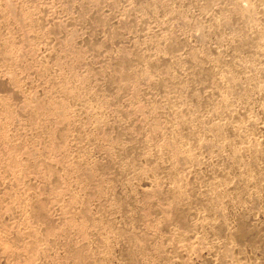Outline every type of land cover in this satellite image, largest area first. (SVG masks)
Listing matches in <instances>:
<instances>
[{"label":"rangeland","instance_id":"374dc122","mask_svg":"<svg viewBox=\"0 0 264 264\" xmlns=\"http://www.w3.org/2000/svg\"><path fill=\"white\" fill-rule=\"evenodd\" d=\"M51 97L66 102V119L36 111ZM178 114L187 122L178 140L200 163L178 166L195 193L183 221L165 220L169 198L140 192L152 179L167 185L153 156L176 139ZM221 122V140L264 150V0H0V131L9 133L0 141V264H74L80 243L90 256L80 264H264L263 187L251 203L228 191L247 203L246 219L223 203L243 241L198 225L220 217L195 196L236 173L220 159L228 147L200 144ZM79 163L93 176L81 177ZM74 219H86L84 240Z\"/></svg>","mask_w":264,"mask_h":264},{"label":"bare ground","instance_id":"6f19581e","mask_svg":"<svg viewBox=\"0 0 264 264\" xmlns=\"http://www.w3.org/2000/svg\"><path fill=\"white\" fill-rule=\"evenodd\" d=\"M171 38V37H170ZM149 42V41H148ZM162 43V42H161ZM10 44V42L8 41V45ZM9 47V46H8ZM169 49V48H168ZM4 51H9L10 49L9 48H4L3 49ZM172 50V49H171ZM70 55V54H69ZM118 59V58H117ZM172 59V58H171ZM118 61V60H117ZM196 61V60H195ZM157 62V61H156ZM200 62V61H199ZM151 63V62H150ZM150 66V65H149ZM158 67V66H157ZM165 72V71H164ZM220 74V73H219ZM170 75V74H169ZM218 77V76H217ZM11 78V76H10ZM9 78V79H10ZM13 79V77H12ZM11 79V80H12ZM10 80V82H11ZM14 80V79H13ZM166 81V80H165ZM82 83V82H81ZM84 85V84H83ZM162 85V84H161ZM218 85V84H217ZM62 87V90H65L68 95L70 94L71 96H75V94H77L76 90H75V87H69L63 83L62 85H60ZM59 89V88H58ZM223 97V96H222ZM224 98V97H223ZM221 98V99H223ZM96 99V98H95ZM63 99H56L54 97H51L49 98L48 101L46 102H42V101H39L35 106V108L37 109L36 111L40 110V112L44 115H46V119L48 120V117H50V120H52V118L56 117V120L59 122L66 119V107L64 106L65 105V101H62ZM224 100H222V103H223ZM226 101V100H225ZM211 102V101H210ZM27 103V102H26ZM30 103V102H29ZM29 103H27L28 105H30ZM205 103V102H203ZM225 103V102H224ZM25 104V103H24ZM25 104V105H27ZM212 106V105H211ZM33 107V105H32ZM226 108V107H225ZM181 110V109H180ZM216 110V109H215ZM224 110V109H223ZM35 111V110H34ZM231 113V112H230ZM183 114V112H182ZM54 116V117H53ZM186 115H184L185 117ZM52 117V118H51ZM181 114H178V117L176 116L177 120H176V124H175V120H174V124L173 126L170 128L171 130V134L173 135V137H175L176 139L173 141V140H169L164 143H161L162 145H160V147L158 148V152L155 153V155L153 157H155V161H156V164H153V170L155 169H161L163 170L164 174H166V178L168 179L167 181V185L165 187H160L159 183H158V180L156 179H152L150 184L147 186L146 183L144 186L145 188L142 187L141 191L144 196H146L147 198L153 196V197H156V195H163V197H167L169 198V205H168V209L169 210H166L164 211L165 212V220H171L173 217H178L179 221L182 220L183 221V217H184V213L189 209L188 206L191 202V199L190 196L193 194L195 195V193H192V190H190V186L189 184L187 183V180L184 179L183 180V177H180V175L178 174V166H180L179 164H183V163H187V162H193V163H198L200 164L195 156L191 153L192 149L190 150V147L186 144V142H184L185 139H183V142L184 143H180L181 141L178 140V137H179V133L180 131H182L184 128V126L187 124L186 122V119L184 118ZM190 118V117H189ZM188 118V119H189ZM55 119V118H54ZM59 119V120H58ZM97 121L101 122V123H104V121L98 116L97 118H95ZM45 120V119H44ZM92 120V119H91ZM49 121V120H48ZM55 121V120H53ZM52 121V122H53ZM56 121V122H57ZM96 122V121H95ZM106 122V121H105ZM157 122V121H155ZM192 122V121H191ZM223 122V121H222ZM221 122V123H222ZM199 123V122H198ZM228 122L226 123H213L211 124L210 126H207L208 127V132H210V138H202L204 140H202L200 142V144L202 145L201 147L203 146H212V145H215L217 146V149L219 152H221L223 150V148L225 147H228L229 148V153L228 154H225L223 155V157H221L220 159L222 160H227L231 163V165H233L232 167L235 169L236 173L232 172L231 171V174L234 173L235 176L232 177V181H228L227 179V182L223 181L224 179H218L214 182V184H212V186H207L209 187V189H205L203 191H201L199 194H197L195 197H197L199 200L202 201V203L209 209L211 210L214 214L216 213V215H218V217H220V221L218 222H211L210 220H206V218L202 221H200L198 223L199 226H206L209 230L211 231H214L216 233V231L218 232V228H221L223 230H225V236L227 238H230V239H227L226 242H228V240H240L241 239V236L244 240V237L246 236H243L242 233H246V232H243L242 230H244V228L242 229V225H238L241 226V227H230V225L226 222V218H225V214H224V205L223 203L225 201H227L228 203L231 204L232 207L234 208H237L238 211H239V214H236L238 215L240 218V220H242L244 217H245V214H247V212L245 211V214L243 215V211L245 210L244 209V205L247 204V203H244L243 200L241 201V197L239 199H236L235 198V201H232L231 199L233 198H230V193L232 192H228L229 190H233V191H236V197H239V196H244L243 198H247L249 199V201L247 199L248 202H250V199L254 198V194L256 195L257 193V190L255 188H260V187H263L264 188V168L262 166L264 165H259L261 163V158H264V150L263 147L262 149L260 148L259 145H257L255 142H248L249 145L245 148V149H240L238 148L237 145H235L234 142H232L230 139V141L226 140V137L223 140L220 139V137L222 138L224 132H223V129L224 130H228V129H225L223 128L225 124H227ZM190 124V123H189ZM170 125V124H169ZM171 126V125H170ZM230 126V125H229ZM233 126V125H232ZM232 126L230 128H232ZM241 126V125H239ZM244 126V125H243ZM242 126V127H243ZM168 127V126H167ZM191 127V126H190ZM196 127V126H194ZM206 127V126H205ZM235 127V126H233ZM241 127V128H242ZM245 127V126H244ZM51 128V126H50ZM188 127H186L187 129ZM240 128V129H241ZM51 129H54V128H51ZM49 130L50 131V134H49V138L51 140H49V144L48 146H53V141H52V138H53V133H54V130ZM182 129V130H181ZM189 129V128H188ZM202 129V128H200ZM207 129V128H206ZM234 129V128H233ZM192 133H195L197 130L196 128H193L192 126V129H190ZM232 130V129H231ZM230 130V132H232ZM236 130V129H235ZM239 130V129H238ZM161 131V130H160ZM158 132V131H157ZM206 132V131H205ZM223 132V134H222ZM230 132H227V133H230ZM201 134V132H199ZM234 133V132H232ZM9 134V133H8ZM7 133L5 132H1L0 131V141L4 142L5 144H8V135ZM48 135V134H47ZM171 135V136H172ZM197 135V134H196ZM225 135V134H224ZM243 135V134H242ZM153 136V135H152ZM166 136V134H165ZM164 136V137H165ZM178 136V137H177ZM199 136V135H197ZM202 136V135H200ZM235 136V135H234ZM228 137V136H227ZM182 138V137H181ZM196 138V136H195ZM218 138L221 140L219 141ZM237 138H240V135L239 137ZM242 138V137H241ZM105 139V138H104ZM122 139V138H121ZM154 139V138H153ZM174 139V138H173ZM187 139V138H186ZM112 140V138H111ZM218 140V141H217ZM115 141V140H114ZM112 140V142H114ZM10 142V141H9ZM47 142V141H46ZM140 142V141H139ZM179 142V143H178ZM236 142V141H235ZM257 142V141H256ZM115 143H117L115 141ZM126 143V142H125ZM121 144L119 143L118 145V148L120 149V151H122L123 153L127 152L129 150V148L132 146L131 144ZM130 143V142H129ZM159 143V142H158ZM247 143V144H248ZM113 144V143H112ZM199 144V145H200ZM242 144V143H241ZM198 145V146H199ZM243 146V145H242ZM241 146V147H242ZM200 147V146H199ZM104 148V147H103ZM243 148V147H242ZM56 149V148H55ZM118 149V151H119ZM216 151V150H215ZM109 152V151H108ZM121 152V153H122ZM149 152V151H148ZM147 152V153H148ZM111 153V151H110ZM109 153V154H110ZM112 154V153H111ZM220 154V153H219ZM218 155V154H217ZM222 155V154H220ZM219 155V156H220ZM11 156V155H10ZM218 156V157H219ZM110 157V156H109ZM144 157V156H143ZM152 157V156H150ZM217 157V158H218ZM9 159L11 161H13L12 157ZM260 160V163L258 164V161ZM104 161V160H103ZM118 162V161H117ZM226 162V161H225ZM126 163V162H125ZM222 164V162H220ZM264 163V162H263ZM77 165V164H76ZM91 165V164H90ZM216 165V164H215ZM230 164L228 166H231ZM196 166V165H195ZM220 166V165H219ZM88 167V165H87ZM123 167V166H122ZM217 167V166H216ZM83 168H85V165L83 166L82 163H79L77 166H76V170L78 171L79 175L82 177L84 174L86 175H90V176H87V177H91V175L93 176V173L91 172L92 170L89 169L88 167V171H85L86 169L83 170ZM118 168V167H117ZM124 168V167H123ZM151 168V167H150ZM186 168V167H185ZM218 168V167H217ZM256 168V169H255ZM120 169V168H119ZM125 169V168H124ZM196 169V168H195ZM259 170V174H257L258 170ZM75 170V169H74ZM231 170V169H230ZM228 170V171H230ZM233 170V169H232ZM256 170V171H255ZM81 171H83V173L81 174ZM89 171L91 173H89ZM150 171V170H149ZM215 171V170H214ZM223 171V169L221 170ZM234 171V170H233ZM254 171L256 173H254ZM76 172V171H75ZM86 172V173H85ZM143 173V172H142ZM141 172L138 173L139 176H143ZM216 174V172H215ZM257 174V175H255ZM137 175V174H136ZM194 175V174H193ZM218 175V174H217ZM84 179L87 178L86 176H83ZM224 177V176H223ZM226 177V176H225ZM228 177V176H227ZM218 178V177H217ZM92 179V178H91ZM147 179V178H146ZM98 180V179H97ZM215 180V179H214ZM149 182V181H148ZM230 182V184H229ZM260 185V186H259ZM81 186V185H80ZM219 186H222V187H219ZM219 187V188H218ZM253 187V189L255 190H251L250 188ZM102 188V187H101ZM100 188V189H101ZM193 189V187L191 188ZM140 190V189H139ZM262 190V189H260ZM105 191V190H104ZM263 191V190H262ZM237 192H241L240 194H237ZM100 193V191H99ZM104 193V192H103ZM102 193V194H103ZM198 193V192H197ZM233 193V192H232ZM234 193V194H235ZM259 193V192H258ZM261 194V193H260ZM260 194L256 195V197L260 196ZM155 195V196H154ZM160 197V196H159ZM255 197V199H256ZM225 198V199H224ZM111 200V199H110ZM193 200V199H192ZM244 200V201H245ZM254 201V199H253ZM252 202V201H251ZM250 202V203H251ZM196 203V202H195ZM244 203V204H243ZM249 203V204H250ZM145 205V204H144ZM251 205V204H250ZM113 206V205H112ZM118 205H114L113 207H116ZM39 208V207H38ZM145 208V207H144ZM154 209V208H153ZM38 212V211H37ZM78 213V212H77ZM86 214V213H85ZM184 214V215H183ZM250 216V215H249ZM248 216V217H249ZM247 217V218H248ZM74 218V217H73ZM82 218V217H81ZM238 218V217H237ZM252 218V217H251ZM208 219V217H207ZM246 219V218H244ZM254 219V218H252ZM249 220L250 222L252 221ZM72 221V218L70 219ZM78 220V219H76ZM85 220L84 219L83 221H75L74 219V222H73V228L76 230L77 233H79L81 235V238L84 240L87 236V229H88V225L85 224ZM228 221V220H227ZM87 222V221H86ZM238 222V220H237ZM254 222V221H253ZM93 225H96L97 227H104V223L101 221V220H93ZM182 223V222H181ZM244 223V222H243ZM252 223V222H251ZM242 224V223H241ZM254 225V224H253ZM252 225V227H253ZM258 225V224H257ZM251 226V225H250ZM94 227V226H93ZM96 227V228H97ZM223 227V228H222ZM257 227V226H256ZM255 227V228H256ZM259 227V226H258ZM47 228V227H46ZM49 228H51L49 226ZM95 228V229H96ZM248 228V227H247ZM254 228V227H253ZM252 228V230H253ZM207 229V230H208ZM218 229V230H217ZM242 229V230H241ZM251 229V228H250ZM258 229V228H257ZM256 231H259L257 230ZM206 230V229H205ZM208 230V231H209ZM249 231V229H247ZM251 230V231H252ZM49 231V230H48ZM52 231V230H51ZM246 231V229L244 230ZM250 231V232H251ZM255 231V229H254ZM255 231V232H256ZM119 232V231H117ZM222 231H220L221 233ZM122 233V232H121ZM126 233V232H125ZM223 233V232H222ZM260 233V232H259ZM258 233V234H259ZM116 234V233H115ZM120 234V233H118ZM123 234V233H122ZM264 234V233H263ZM121 235V234H120ZM131 233L129 234V236H127L128 238H132L131 236ZM257 235V234H256ZM261 235V234H259ZM96 236V235H95ZM134 236V235H133ZM135 237V236H134ZM134 239V238H133ZM137 239V237L135 238ZM254 239V238H253ZM251 238V240H253ZM132 240V239H130ZM139 240V239H138ZM137 240V241H138ZM242 240V239H241ZM242 240V241H243ZM247 240V238H246ZM136 241V242H137ZM229 241V242H231ZM248 241H249V238H248ZM254 241V240H253ZM252 241V242H253ZM80 242V241H79ZM135 243V240L132 241V243ZM251 242V243H252ZM256 242V241H255ZM253 242V244L255 243ZM138 243V242H137ZM106 244V243H105ZM136 244V243H135ZM139 244V243H138ZM221 244V242H220ZM224 243H222L221 245H223ZM193 245V244H192ZM225 245V244H224ZM223 245V246H224ZM144 246V245H143ZM222 246V247H223ZM229 246V245H228ZM84 246L82 245L81 246V243L80 244H75L74 245V249H73V253H72V257H73V263L74 264H80L82 262H85L87 259H89V253L88 251L84 250L82 251V248ZM178 247V246H177ZM7 248V246H6ZM109 248V245H107V250ZM232 249V248H231ZM258 250V249H257ZM260 251V250H259ZM231 252L230 249L228 247L225 246V248L223 249V251L221 252L223 256H230L231 255ZM131 254V253H130ZM132 255V254H131ZM133 257V255H132ZM101 258V257H100ZM128 260V259H127ZM100 261V260H99ZM104 262V261H103ZM233 262V261H232ZM253 263V262H252ZM232 264V263H231ZM238 264V263H237Z\"/></svg>","mask_w":264,"mask_h":264}]
</instances>
